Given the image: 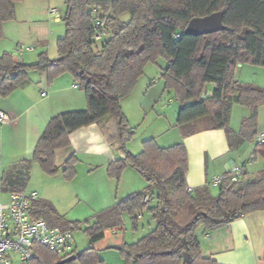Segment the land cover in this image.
Wrapping results in <instances>:
<instances>
[{"label":"trees","instance_id":"1","mask_svg":"<svg viewBox=\"0 0 264 264\" xmlns=\"http://www.w3.org/2000/svg\"><path fill=\"white\" fill-rule=\"evenodd\" d=\"M21 0H0V39L3 24L15 20V4ZM66 11L59 21L63 36L56 41L57 57L40 53L34 63L25 64L9 53L0 55V98L23 85L29 72L46 73L49 78L69 74L84 93L86 109L58 114L47 122L32 157L6 171L1 190L25 191L33 164L48 176L60 175L71 181L77 158L70 155L59 169L56 151L70 145L69 136L90 125H99L101 134L120 159L108 164L106 175L119 181L130 167L146 183V188L99 213L84 230L89 246L70 255L80 264H103L94 244L106 230H117L123 216L130 218L133 230L139 217L148 215L153 227L139 240L122 243L120 252L129 264H217L201 255L196 232L220 229L245 215L264 211V144H254L252 156L262 161L257 177L248 178L244 166L241 179L232 187H219L213 196L207 185L189 189L186 183L187 152L182 143L160 147L155 140L142 142L140 153L125 149L132 138L120 103L134 89L146 64L166 62L161 77L164 90H172L181 107L177 126L206 120L200 127L181 132L183 137L202 131L222 130L229 150L257 132V113L264 108V88L235 80L238 65L264 69V0H64ZM222 12L224 29L206 36L184 34L195 17ZM129 15L124 21L122 16ZM102 30L108 36L94 37ZM178 35V38L174 36ZM197 72V73H196ZM211 95L201 99L205 87ZM232 104L247 108L236 134L229 128ZM145 197L149 200L144 203ZM31 215L62 230L80 228L79 222L59 215L44 200L32 203ZM37 258L27 264H57L64 258L48 248L36 247ZM69 255V256H70ZM186 259V261H185ZM71 262L67 264H71Z\"/></svg>","mask_w":264,"mask_h":264},{"label":"rangeland","instance_id":"2","mask_svg":"<svg viewBox=\"0 0 264 264\" xmlns=\"http://www.w3.org/2000/svg\"><path fill=\"white\" fill-rule=\"evenodd\" d=\"M50 9H55L58 18H62L66 11L64 0H21L16 3L15 20L3 24L0 54L9 53L13 58L25 64L34 63L38 54L43 52L49 59H55L57 57L56 41L63 36L64 26L59 19L55 21V17L49 15ZM122 19L128 21L129 15L122 16ZM21 47L31 49V51H23L21 55H17L14 50ZM165 65L166 62L162 59H158L155 64H146L134 89L120 103L128 126L133 132L132 138L125 144L128 152H141L142 142L149 139L155 140L160 147H167L180 141L181 132L200 127L207 122L196 120L182 127L177 126V115L181 105L172 90H164L161 73ZM243 67L241 70L236 69L235 80L264 88V69L251 65H243ZM246 113H248L246 108L232 104L229 113V128L234 133L239 129ZM260 117L264 118L263 109H260ZM253 148L254 137L252 141L245 139L232 150L233 155L235 154L232 157L235 159L249 158ZM115 151L117 152L116 149ZM117 154L119 155L118 152ZM261 168L262 161L259 159L248 170V178L257 177ZM123 172L119 181L114 180L113 202L109 201V190L106 186L102 187L101 191L95 188V182H100L96 180L98 174L86 177L85 174L79 173L78 177L75 174L71 181H65L60 175L44 174L36 164H33L29 170L25 192L36 191L40 194V190L47 196H52L53 200L59 199L62 203L61 212L65 214V219L80 223V228L72 231L73 244L79 252L90 244L84 230L100 212L115 203L114 198L120 200L146 188V181L130 167ZM209 192L216 196L219 187H209ZM147 216L144 214L142 222L138 221L136 230H133L130 218L124 216L122 225L116 230V235H112L111 230L105 231L103 239L100 240L103 242L98 241V245L96 243L93 245L98 258L103 259V264H129L120 251L106 249L110 245L107 237L111 234L114 239L123 240L122 243L136 242L146 234V231L141 229V223H146ZM12 264L21 263L14 258ZM71 264L80 263L72 261Z\"/></svg>","mask_w":264,"mask_h":264},{"label":"crops","instance_id":"3","mask_svg":"<svg viewBox=\"0 0 264 264\" xmlns=\"http://www.w3.org/2000/svg\"><path fill=\"white\" fill-rule=\"evenodd\" d=\"M238 68L241 70L244 67L238 65ZM212 89L213 86L207 85L204 93L208 92L209 97ZM85 109L84 93L78 89L69 74L49 78L46 73L29 72L23 85L9 96L0 98V110L10 119L9 123L0 126V180L4 171L32 157L35 145L49 119L61 113ZM260 109L264 110V108L258 109L257 131L264 128V118L260 117ZM248 115L249 111L243 119ZM239 129L235 133L239 132ZM180 136V141L174 144L182 143L186 149V183L189 189L203 187L210 179L225 173L233 165H245L248 172L259 160L257 158L250 162L247 157L233 158L235 154L233 155L229 150L222 130L202 131L188 137H183L180 133ZM69 141L70 145L67 148L55 152V165L60 169L70 155H75L78 161L75 166L77 177L79 173L85 174L86 177L98 174L96 180L100 182L94 181L95 188L101 191L102 187L106 186L109 190V201L113 202L115 190L114 193L112 192L115 183L113 179L107 177L106 168L109 163L119 160L120 155L107 145L100 126L94 124L81 128L69 136ZM138 153L140 152L131 154ZM39 193L36 192L37 200L50 202L57 213L66 218L61 212L62 203L59 199L53 200L52 196H47L40 190ZM9 195L10 192H4L0 187V202H7ZM130 195L132 194L128 196ZM123 199L114 198L115 203L105 210L112 208ZM143 216L138 218L139 221L142 222ZM141 224V229L146 233L153 227L148 216L146 223ZM111 234L116 235V230H111ZM111 234L107 237L110 245L120 246L123 240L114 239ZM196 235L201 255L213 259L217 264H264V211L245 215L214 231H204L199 228ZM96 244L98 245L99 242ZM100 260L103 262V259Z\"/></svg>","mask_w":264,"mask_h":264},{"label":"built area","instance_id":"4","mask_svg":"<svg viewBox=\"0 0 264 264\" xmlns=\"http://www.w3.org/2000/svg\"><path fill=\"white\" fill-rule=\"evenodd\" d=\"M49 15L58 16L55 9H50ZM106 30L100 31L94 40L99 42L106 38ZM178 38V35L174 36ZM23 51H31L23 47L14 52L21 55ZM10 122L9 117L0 110V126ZM254 144H264V128L258 130L254 136ZM252 154L250 162L254 161ZM244 166L233 165L225 173L213 177L206 184L207 187H232L242 177ZM38 199L36 192L10 193L9 200L0 202V264H12L16 258L21 264H27L37 258L36 247L48 248L61 257L69 256L74 250L73 234L71 230H62L58 226H50L44 220L31 215L32 203ZM149 200L145 197L144 203Z\"/></svg>","mask_w":264,"mask_h":264},{"label":"water","instance_id":"5","mask_svg":"<svg viewBox=\"0 0 264 264\" xmlns=\"http://www.w3.org/2000/svg\"><path fill=\"white\" fill-rule=\"evenodd\" d=\"M222 17H223L222 12H214L203 17L192 18L187 23L184 29V34L198 37V36H206L220 32L224 29ZM208 94L209 93L206 92L205 94L201 95V99L207 98ZM106 249H113L120 251L121 247L119 245H109ZM75 258H76L75 255H70L57 264H67L71 261H74Z\"/></svg>","mask_w":264,"mask_h":264}]
</instances>
